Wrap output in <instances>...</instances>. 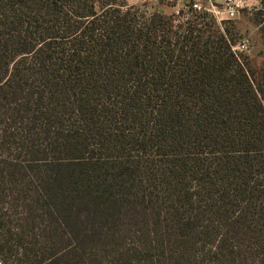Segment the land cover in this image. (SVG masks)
<instances>
[{"label":"trees","instance_id":"obj_1","mask_svg":"<svg viewBox=\"0 0 264 264\" xmlns=\"http://www.w3.org/2000/svg\"><path fill=\"white\" fill-rule=\"evenodd\" d=\"M256 15L258 66L190 4L146 16L116 0H0V187L34 186L58 215L124 204L165 235L133 249L141 261L264 253V0Z\"/></svg>","mask_w":264,"mask_h":264},{"label":"rangeland","instance_id":"obj_2","mask_svg":"<svg viewBox=\"0 0 264 264\" xmlns=\"http://www.w3.org/2000/svg\"><path fill=\"white\" fill-rule=\"evenodd\" d=\"M260 2L244 0L238 16L229 20L223 11L224 0H116L123 11L135 8L146 16L154 12L176 16L181 10L187 12V5L192 7L196 3L199 9L192 7V10L205 14L210 32L228 31L232 51L255 58L257 66L263 52L256 24L261 21V16L256 15ZM182 21L177 19L174 25ZM10 189L0 187V193L5 195L0 199V264H154L138 260L133 249L153 250L157 244L166 245L163 233L157 237L151 234L150 225L145 224L147 220L124 217V204L113 213L106 206L89 215L80 214L77 204L71 200L72 204H63L65 210L58 215L61 204L56 200L32 199L33 194L39 193L34 186L24 193L11 194ZM217 232L223 234L220 228ZM236 246V255L247 258L244 263L239 260L235 264H264L262 250Z\"/></svg>","mask_w":264,"mask_h":264},{"label":"built area","instance_id":"obj_3","mask_svg":"<svg viewBox=\"0 0 264 264\" xmlns=\"http://www.w3.org/2000/svg\"><path fill=\"white\" fill-rule=\"evenodd\" d=\"M244 0H224L223 11L225 12L227 19H235L239 11L243 8ZM194 9H199L198 4L194 3L192 5Z\"/></svg>","mask_w":264,"mask_h":264}]
</instances>
